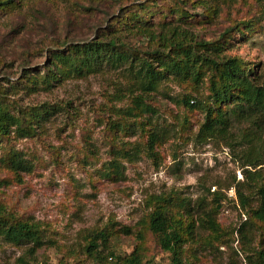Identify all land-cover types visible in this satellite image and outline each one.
<instances>
[{
  "label": "rangeland",
  "instance_id": "374dc122",
  "mask_svg": "<svg viewBox=\"0 0 264 264\" xmlns=\"http://www.w3.org/2000/svg\"><path fill=\"white\" fill-rule=\"evenodd\" d=\"M14 3L15 8H0V103L15 116L41 114L32 121L33 133L25 135L12 128L0 141V218L40 230L43 245L34 255L36 264H94L84 249L86 237L105 226L115 231L109 238L110 250L125 257L137 244L136 227L149 211V196L175 192L193 204L199 198L211 202L209 193L216 191L225 195L218 215L221 243L212 241L213 234L201 232L197 242L182 246V261L246 264L242 249L256 247L264 235L259 227L250 229L253 234L247 232V237L252 242L245 245L235 233L230 234L242 221L240 213L244 215L237 208L232 183V178L242 180L241 163L234 156L244 145L231 148L221 140L197 142L194 134L204 114L199 109L186 110L180 103L186 95L198 102L207 100L206 71L197 81L166 80L149 97L156 113L127 122H119L114 113V108L123 109L129 103L120 98L127 95L128 84L119 71L67 79L34 92L23 86L25 77L44 72L53 50L92 39L98 26L105 28L110 20L117 25L128 14H138L135 6L142 3L151 7L144 21H177L176 13L168 9L175 8L191 26L195 41L224 44L223 55L242 59L264 83V9L258 0L221 1L216 17L212 5L201 0ZM235 100L224 107H232ZM150 125L170 129L169 138L151 156L143 150L144 132ZM137 148L142 152L134 157ZM123 151L130 157L120 155ZM12 160L20 169L11 167ZM111 161L112 175V169L106 168ZM121 228H132L133 234L125 236ZM32 245V238L9 242L0 236V264L12 263ZM142 245V264L171 263L170 254L159 249L150 235L145 234Z\"/></svg>",
  "mask_w": 264,
  "mask_h": 264
},
{
  "label": "trees",
  "instance_id": "16d2710c",
  "mask_svg": "<svg viewBox=\"0 0 264 264\" xmlns=\"http://www.w3.org/2000/svg\"><path fill=\"white\" fill-rule=\"evenodd\" d=\"M201 1L212 5L216 17V5L224 0ZM176 3L184 4L185 0H176ZM258 3L264 9V0H258ZM7 6L15 8L17 5L14 0H0V8ZM135 7L139 9L138 14H128L117 25H111V20L107 21L105 28L97 27L92 39L70 42L59 50H53L50 63L43 68L44 72L25 77L23 87L34 92L67 79L86 78L105 70L119 71L128 84L124 90L127 95L120 98L125 97L129 103L126 108H114V113L119 122H127L141 115L156 113L149 103V97L158 92L166 80L197 81L204 76L201 71H206L207 100L198 102L196 98L186 95L180 103L186 110L199 109L204 114L194 134L197 142L221 140L231 148L244 145L239 155L234 156L241 163L242 180L232 178L236 205L244 215L240 213L242 221L231 229L230 234L235 233L238 241L249 245L252 239L248 240L247 232L253 234L251 230L254 227H259L264 235V83L242 59L223 55L227 50L224 44L195 41L189 30L191 26L181 20L182 16L175 8L168 9L170 13H176L177 21L154 23L143 20L146 13L150 14L151 7L143 3ZM234 99L232 107H224L226 102ZM39 114L36 111L15 116L6 104L0 103V141L10 134L12 128L25 135L33 133L32 121ZM25 124L27 131L23 130ZM144 133L146 141L143 150L151 156L155 154L156 147L169 138L170 129L150 125ZM141 152L137 148L134 157ZM120 155L130 157V153L124 151ZM11 167L20 169V164L12 160ZM113 167L111 161L106 168L113 171ZM112 171L111 175L115 173ZM105 175L109 176V172ZM209 194L212 195L211 202L199 198L193 204L175 192L149 196L146 204L149 211L137 223V244L129 255L122 257L110 250L109 238L115 235L112 226L87 234L84 246L86 255L94 264H142L145 252L142 243L145 234H148L159 249L170 254V264H187L182 261L185 254L182 246L197 242L199 233L209 232L214 235V243H221L219 235L223 228L218 222V215L225 195L220 191ZM7 220L0 218V236L9 242L32 238L33 245L12 263L2 264H36L34 255L43 245L40 230L33 224L18 220L9 223ZM120 232L125 236L133 234L132 228H121ZM207 245L211 247L213 244L208 241ZM244 250L246 264H264V241L258 242L251 250Z\"/></svg>",
  "mask_w": 264,
  "mask_h": 264
}]
</instances>
